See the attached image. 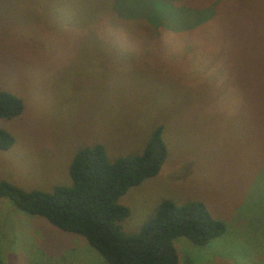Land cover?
I'll return each mask as SVG.
<instances>
[{"label": "rangeland", "instance_id": "1", "mask_svg": "<svg viewBox=\"0 0 264 264\" xmlns=\"http://www.w3.org/2000/svg\"><path fill=\"white\" fill-rule=\"evenodd\" d=\"M161 21L169 33L154 42ZM0 90L23 106L0 118L13 137L0 180L70 185L80 148L138 154L162 124L166 159L119 197L122 229L137 232L164 200H199L226 229L205 245L174 238L178 264H264V0H0ZM0 258L107 264L7 197Z\"/></svg>", "mask_w": 264, "mask_h": 264}, {"label": "trees", "instance_id": "2", "mask_svg": "<svg viewBox=\"0 0 264 264\" xmlns=\"http://www.w3.org/2000/svg\"><path fill=\"white\" fill-rule=\"evenodd\" d=\"M168 28L162 22L152 37L154 42L164 40ZM22 109L20 98L0 90V118H12ZM162 132L163 125H157L142 152L114 159L108 158L101 144L80 148L70 163V185H55L49 191L24 190L0 180V198L7 197L19 210L84 237L107 264H178L174 238L185 236L196 245H205L226 229L203 202L164 200L135 233H126L120 224L129 208L118 202L119 197L129 187L156 175L166 159ZM12 143V135L0 128V150Z\"/></svg>", "mask_w": 264, "mask_h": 264}]
</instances>
